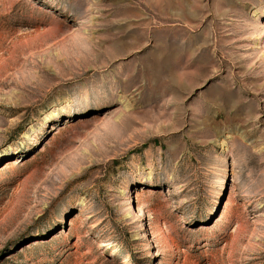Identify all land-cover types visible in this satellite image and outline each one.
Instances as JSON below:
<instances>
[{"label":"rangeland","instance_id":"374dc122","mask_svg":"<svg viewBox=\"0 0 264 264\" xmlns=\"http://www.w3.org/2000/svg\"><path fill=\"white\" fill-rule=\"evenodd\" d=\"M0 264H264V0H0Z\"/></svg>","mask_w":264,"mask_h":264},{"label":"bare ground","instance_id":"6f19581e","mask_svg":"<svg viewBox=\"0 0 264 264\" xmlns=\"http://www.w3.org/2000/svg\"><path fill=\"white\" fill-rule=\"evenodd\" d=\"M23 138H26V137H23Z\"/></svg>","mask_w":264,"mask_h":264}]
</instances>
